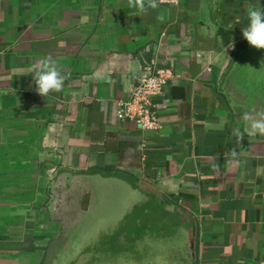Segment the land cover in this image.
Returning <instances> with one entry per match:
<instances>
[{
  "label": "crops",
  "instance_id": "crops-1",
  "mask_svg": "<svg viewBox=\"0 0 264 264\" xmlns=\"http://www.w3.org/2000/svg\"><path fill=\"white\" fill-rule=\"evenodd\" d=\"M143 2L0 0V264H110L58 244L74 243L77 213L151 196L135 182L184 230L171 251L159 240L166 264H264V135L237 137L264 112L231 94L238 65L259 67L241 62L256 0ZM48 56L63 86L41 96L31 68ZM153 60L173 77L153 98L159 130L145 131L114 102ZM130 231L106 247L152 258L153 241Z\"/></svg>",
  "mask_w": 264,
  "mask_h": 264
},
{
  "label": "rangeland",
  "instance_id": "rangeland-1",
  "mask_svg": "<svg viewBox=\"0 0 264 264\" xmlns=\"http://www.w3.org/2000/svg\"><path fill=\"white\" fill-rule=\"evenodd\" d=\"M249 60L259 64V67L252 70V68L240 66L241 64L238 65L235 71H233L235 75L236 73L238 74L235 78L232 77V81L234 82L231 85V94L234 96V100L239 104L249 105V107H257L264 112V49H258L255 46L247 49L246 53L242 55L241 62L247 63ZM248 76H250V79ZM135 198L139 199L140 196H135ZM100 206L101 205H99L98 208ZM117 206H115L114 209L108 210L105 208V205H103L98 210L81 216H78L77 213L76 219L72 220L71 225L67 226L64 230V234L68 233L69 235H67L71 241H74V243L62 242L58 244V246L62 250L67 246H70L71 249L68 251L70 252V255L73 252L81 251V248L83 247H88L89 250H87L91 253V256L108 257L110 259V264H166L165 261L169 259L168 253L170 252L168 250H163V248L158 249L156 246L168 244L171 251L173 247L171 244V238L180 240L184 234L182 228H176L174 225L172 226L173 223L169 222L170 220L166 222L164 219L160 218L166 216L171 218L169 211L162 209L160 212L158 209L159 206L157 207L156 202L151 199L149 204L145 203V207H143L142 204L140 207H137V214L141 215L140 219L137 218V222L132 219V214L129 217L127 216L128 218L126 217V219H121L129 210H131L132 205L124 203L118 208ZM120 208L122 209V217L117 218ZM154 209L157 210V213H154ZM172 218H174L173 215ZM146 224L149 226L145 227ZM122 229H125L126 231L132 230L130 232L150 238L154 244L153 242H150L152 246H150L147 251L156 252L155 255L152 258H136L138 252L135 246L130 244L129 246L132 245V247L126 250L125 253L127 258L120 261L122 259L121 253H113L111 251L112 247L106 246H109L111 243L112 236L110 235L117 234ZM176 229L180 230V232L178 230L176 231ZM174 235L175 237H172ZM107 239L110 241L106 242ZM159 240L162 241L163 244H161ZM109 254L110 256H107ZM115 261L117 262L115 263ZM171 264H173L172 261Z\"/></svg>",
  "mask_w": 264,
  "mask_h": 264
},
{
  "label": "built area",
  "instance_id": "built-area-1",
  "mask_svg": "<svg viewBox=\"0 0 264 264\" xmlns=\"http://www.w3.org/2000/svg\"><path fill=\"white\" fill-rule=\"evenodd\" d=\"M179 1L157 0L162 5H178ZM156 61L142 67L133 76V86L128 95L114 102L119 119L132 121L145 131L159 130L160 121L153 98L164 92L173 77L170 68L157 66Z\"/></svg>",
  "mask_w": 264,
  "mask_h": 264
},
{
  "label": "clouds",
  "instance_id": "clouds-1",
  "mask_svg": "<svg viewBox=\"0 0 264 264\" xmlns=\"http://www.w3.org/2000/svg\"><path fill=\"white\" fill-rule=\"evenodd\" d=\"M129 4L136 8L137 13L146 10L143 0H129ZM147 6L156 9L158 7L157 0H148ZM245 14L248 23L242 28L243 37L251 46L264 49V3H261V0H256L255 3H247ZM31 72L36 92L41 96H47L49 92L61 91L63 77L57 68L56 61L51 56L33 64ZM245 119L249 120V124L242 133H237L238 138L245 134L253 137L258 134L264 135V119H252L249 116H245Z\"/></svg>",
  "mask_w": 264,
  "mask_h": 264
},
{
  "label": "flooded vegetation",
  "instance_id": "flooded-vegetation-1",
  "mask_svg": "<svg viewBox=\"0 0 264 264\" xmlns=\"http://www.w3.org/2000/svg\"><path fill=\"white\" fill-rule=\"evenodd\" d=\"M133 183V182H132ZM145 196H147V197H140L138 200H137V202H134L133 203V205H132V208H131V210H127L128 212L121 218V219H126V217L128 216H130L131 214H132V216H133V220H135V221H138L137 220V218L138 219H140L141 218V215L140 214H137L138 213V210H137V207H140V205L142 204V206L143 207H145V203H147V204H149V202H150V200L151 199H153L154 201H155V199H154V195L153 194H151V196H149L148 197V195H145ZM156 202V206L158 207V209H159V211L161 212V210L162 209H164V210H168V211H171V205H169L168 203H165V202H158L157 203V201H155ZM144 203V204H143ZM139 204V205H138ZM159 204V205H158ZM162 207V208H161ZM154 213H157V210H155L154 209ZM170 213V212H169ZM172 215V214H171ZM127 217V218H128ZM120 219V220H121ZM168 220H170L169 222H172L173 220H174V218H169L168 216H166V217H164V221H166V222H168ZM104 238V237H103ZM85 248V247H84ZM90 253L88 252V255H89Z\"/></svg>",
  "mask_w": 264,
  "mask_h": 264
},
{
  "label": "water",
  "instance_id": "water-1",
  "mask_svg": "<svg viewBox=\"0 0 264 264\" xmlns=\"http://www.w3.org/2000/svg\"><path fill=\"white\" fill-rule=\"evenodd\" d=\"M135 183L139 186V188H143L145 191L152 193L160 202H165L163 197L159 193L155 192L152 189L142 187L141 184H139L138 182H135Z\"/></svg>",
  "mask_w": 264,
  "mask_h": 264
}]
</instances>
